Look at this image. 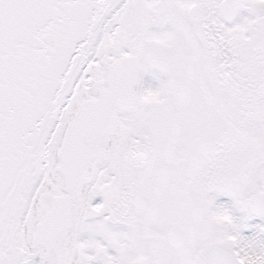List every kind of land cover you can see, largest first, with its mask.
I'll return each instance as SVG.
<instances>
[{
	"label": "snow or ice",
	"instance_id": "obj_1",
	"mask_svg": "<svg viewBox=\"0 0 264 264\" xmlns=\"http://www.w3.org/2000/svg\"><path fill=\"white\" fill-rule=\"evenodd\" d=\"M234 211L264 220V0H0V264H264Z\"/></svg>",
	"mask_w": 264,
	"mask_h": 264
},
{
	"label": "rangeland",
	"instance_id": "obj_2",
	"mask_svg": "<svg viewBox=\"0 0 264 264\" xmlns=\"http://www.w3.org/2000/svg\"><path fill=\"white\" fill-rule=\"evenodd\" d=\"M225 202V197H221ZM228 200V198H227ZM237 222L241 224V244L249 252H258L264 248V220L258 218L245 219V214L234 211Z\"/></svg>",
	"mask_w": 264,
	"mask_h": 264
},
{
	"label": "flooded vegetation",
	"instance_id": "obj_3",
	"mask_svg": "<svg viewBox=\"0 0 264 264\" xmlns=\"http://www.w3.org/2000/svg\"><path fill=\"white\" fill-rule=\"evenodd\" d=\"M218 202H221V203H223V202H224V200H223V199L220 197ZM225 202H227V198H226V197H225ZM258 219H260V218H258Z\"/></svg>",
	"mask_w": 264,
	"mask_h": 264
}]
</instances>
